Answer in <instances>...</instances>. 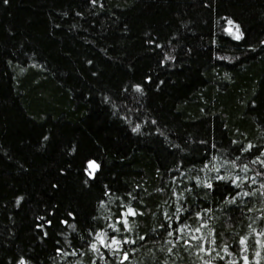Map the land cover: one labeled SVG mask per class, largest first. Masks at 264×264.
<instances>
[{
    "label": "trees",
    "instance_id": "16d2710c",
    "mask_svg": "<svg viewBox=\"0 0 264 264\" xmlns=\"http://www.w3.org/2000/svg\"><path fill=\"white\" fill-rule=\"evenodd\" d=\"M21 262L264 264V0H0Z\"/></svg>",
    "mask_w": 264,
    "mask_h": 264
},
{
    "label": "snow or ice",
    "instance_id": "6c2138e0",
    "mask_svg": "<svg viewBox=\"0 0 264 264\" xmlns=\"http://www.w3.org/2000/svg\"><path fill=\"white\" fill-rule=\"evenodd\" d=\"M228 24L229 25H232L233 24V21H231V20H229L228 21ZM236 29H237V32H239V26L237 25L236 26ZM241 37H240V35H236V39H240ZM91 166V165H90ZM97 167H98V165H97ZM209 187H210V185H209ZM132 215H135L136 213L132 210V209H129L128 210ZM125 223H126V221H125ZM197 231H198V229H197ZM171 234V233H170ZM98 239H100V237H98ZM112 243L113 244H119L120 242L119 241H116L115 239L112 241ZM241 243H244V241L243 240H241ZM92 247L93 248H95L96 246L95 245H92ZM125 258H127V257H125ZM21 264H23V262H21Z\"/></svg>",
    "mask_w": 264,
    "mask_h": 264
},
{
    "label": "rangeland",
    "instance_id": "374dc122",
    "mask_svg": "<svg viewBox=\"0 0 264 264\" xmlns=\"http://www.w3.org/2000/svg\"><path fill=\"white\" fill-rule=\"evenodd\" d=\"M87 169H88L89 174L92 175L94 170L96 169V166H95L94 163L90 162V163L87 164Z\"/></svg>",
    "mask_w": 264,
    "mask_h": 264
}]
</instances>
